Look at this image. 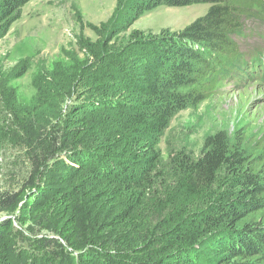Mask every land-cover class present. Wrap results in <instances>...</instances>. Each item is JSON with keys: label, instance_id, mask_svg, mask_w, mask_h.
<instances>
[{"label": "trees", "instance_id": "16d2710c", "mask_svg": "<svg viewBox=\"0 0 264 264\" xmlns=\"http://www.w3.org/2000/svg\"><path fill=\"white\" fill-rule=\"evenodd\" d=\"M31 1L0 0V38ZM193 5L209 7L180 33L85 43L83 90L52 113L1 85L0 264H264V140L158 148L210 87L264 71V49L248 58L235 39L264 26V0H141L130 24Z\"/></svg>", "mask_w": 264, "mask_h": 264}, {"label": "rangeland", "instance_id": "374dc122", "mask_svg": "<svg viewBox=\"0 0 264 264\" xmlns=\"http://www.w3.org/2000/svg\"><path fill=\"white\" fill-rule=\"evenodd\" d=\"M137 3L141 0H32L22 8L20 19L0 38V88L6 83L13 91L14 102L32 110L44 99L43 113H52L54 105L62 102L61 93L83 90L76 89L71 75L80 69L85 43L110 42L120 47L129 42L134 31L146 36L162 31L180 33L209 7L161 6L131 25L132 8ZM255 10L260 8L255 6ZM235 39L249 58L264 49V26L257 20L248 21L244 34ZM261 76L264 77V71L253 80L244 78L240 85L224 81L210 87L206 91L208 98L197 109L174 118L158 148L163 152L168 145L184 146L196 156L205 137L223 132L231 139L238 129L250 144L264 140ZM64 77L70 81L65 82ZM67 96L68 93L63 101Z\"/></svg>", "mask_w": 264, "mask_h": 264}]
</instances>
